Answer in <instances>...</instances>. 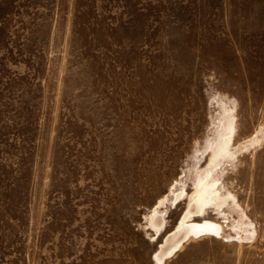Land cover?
Here are the masks:
<instances>
[{
	"label": "rangeland",
	"instance_id": "rangeland-1",
	"mask_svg": "<svg viewBox=\"0 0 264 264\" xmlns=\"http://www.w3.org/2000/svg\"><path fill=\"white\" fill-rule=\"evenodd\" d=\"M224 106L239 208L165 264H264V0H0V264H158Z\"/></svg>",
	"mask_w": 264,
	"mask_h": 264
},
{
	"label": "bare ground",
	"instance_id": "bare-ground-1",
	"mask_svg": "<svg viewBox=\"0 0 264 264\" xmlns=\"http://www.w3.org/2000/svg\"><path fill=\"white\" fill-rule=\"evenodd\" d=\"M222 114V118L217 126V137L214 142L211 143L212 140L209 142V149L211 151L209 156L210 161H207L208 165L206 164V168L203 166L204 169L201 170L200 168V171L197 173V180L194 184L195 189L190 196L188 210L176 229L173 230L171 234L169 233L170 235L167 237L165 245L156 256L158 264H165V259L173 256L192 236L198 237L202 234L220 235L223 232L222 224L207 218L203 221H196L192 220L193 217L196 215H204L210 208L217 210L216 212L225 217V211L223 209L225 206H230L232 204L234 207L239 206L236 202V197H234L235 195L230 193V191L227 194L225 192L223 193V190L220 188V175L219 178L217 175L219 168L223 169V167L221 168L223 162L230 161L236 157L233 152V140L236 134L234 117L225 106L223 107ZM182 194H185V190L176 195V200L179 199ZM167 199L168 198H162L159 202V206L152 214L153 226L157 229L162 228L165 224L164 215L159 211V207L166 203ZM235 225L238 229H245L246 227L244 221Z\"/></svg>",
	"mask_w": 264,
	"mask_h": 264
}]
</instances>
